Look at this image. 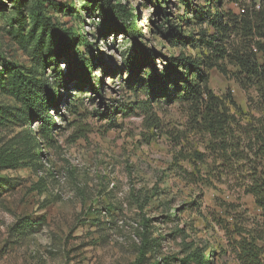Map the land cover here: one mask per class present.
<instances>
[{
  "label": "rangeland",
  "instance_id": "1",
  "mask_svg": "<svg viewBox=\"0 0 264 264\" xmlns=\"http://www.w3.org/2000/svg\"><path fill=\"white\" fill-rule=\"evenodd\" d=\"M111 2L126 8L142 36L137 42L157 55V74L170 57L200 53L169 44L168 26L183 37L213 32L208 21L193 16L194 8L205 11L213 0H161L167 21L155 0ZM221 2V11L237 15L259 0ZM16 3L18 10L14 0H0V106L19 107L7 84L11 68L40 75L53 53L65 87L51 108L55 129L49 137L35 120L0 126V156L23 152L25 137L30 154L17 167L0 169L6 181L0 191V264H198L196 258L253 264L246 253L263 246L264 214L239 185L247 168L232 155L223 159L218 142L201 131L202 107L173 100L163 87L152 98L146 87L139 89L149 69L143 66L130 80L126 65L141 59L134 39L86 0ZM38 13L88 44H74L68 54L92 65L89 74L74 71L77 60L67 65ZM218 64L225 73L211 70L208 89L221 99L230 96L246 115L241 124L257 125L264 119L259 94L240 85L234 66ZM133 82L135 91L128 87ZM169 88L173 93L174 85ZM258 261L264 264V255Z\"/></svg>",
  "mask_w": 264,
  "mask_h": 264
},
{
  "label": "trees",
  "instance_id": "2",
  "mask_svg": "<svg viewBox=\"0 0 264 264\" xmlns=\"http://www.w3.org/2000/svg\"><path fill=\"white\" fill-rule=\"evenodd\" d=\"M88 7L98 10L106 22L112 23L114 28L122 31L134 39L138 47L141 59H135L126 65L130 73V80L138 74L143 66L148 67L149 71L142 78L141 85L146 87L145 91L152 98L157 94L159 87H163L165 94L173 100L188 102L193 105H200L202 108L199 114L201 131L208 134L215 142H218L219 152L228 160V155H232L235 163L240 164L241 168L246 169L247 176L240 180L245 194L252 196L254 204L264 214V119L258 124L252 122H241L246 119L245 114L240 107L228 96L221 99L215 96L208 89L209 72L217 69L225 73L224 69L218 64L225 60L237 71L234 74L238 78L240 85L244 88L253 87L259 94L264 105V0H259L257 4H252L244 10L243 13L233 15L224 13L220 10L221 0H213V4H207V8H213L214 12L210 14L209 10L203 11L200 8H194L193 16L196 19H205L212 29L211 36L206 35V30H200L198 38L183 37L174 27H167L165 38L172 46L185 48L190 46L192 49H198L199 57H191L180 54L176 57H170L166 60L161 73L157 74L154 63L153 51H150L144 44L137 42L142 36L137 32L134 24L128 18L126 8L118 5L114 6L111 0H86ZM158 2L157 11L159 15L166 19L165 7L160 6ZM187 3L188 0H181ZM251 1V0H250ZM15 10L19 9L17 0ZM152 3V0H149ZM161 4V3H160ZM257 6V9H256ZM38 19L44 24L52 37H57L64 59L68 66L71 61L77 60L72 54H68L74 44L88 47L81 38L75 36L69 30H56L50 21L43 18L38 13ZM210 51L206 56L203 51ZM53 53L48 56L44 62L43 72L32 74L22 71L19 67L11 68V75L7 83L11 94H13L19 104L18 108H9L0 106V126L21 125L27 120H35L40 123L46 137H49L55 129L54 121L51 119V108L56 107L57 97L60 90L64 89L65 82L61 80L63 70L59 67V61ZM54 60L53 64L48 61ZM73 66L75 71L79 67L88 74L92 70V65H86L82 60H77ZM51 68L50 75L47 68ZM40 70V67H39ZM72 74L75 73L70 71ZM133 82L129 85L131 91L136 90ZM174 85V92L170 94V86ZM228 101V105L225 103ZM151 103L146 106L150 108ZM232 109L233 111L231 112ZM237 135V140L236 136ZM24 150L21 153L12 154V156H0V169L8 166L11 169L17 167L23 158L29 154V145L27 138L23 139ZM34 158V156H32ZM222 160V157H221ZM221 166H224L225 160ZM186 176V175H185ZM241 178V179H242ZM184 179H187L186 177ZM6 185V181L0 178V191ZM196 207L199 204L193 201ZM263 246H255L247 251V257L253 264H261L258 256L264 255ZM152 245L147 239L144 240L143 247L148 249ZM198 264H207V261L196 258Z\"/></svg>",
  "mask_w": 264,
  "mask_h": 264
},
{
  "label": "built area",
  "instance_id": "3",
  "mask_svg": "<svg viewBox=\"0 0 264 264\" xmlns=\"http://www.w3.org/2000/svg\"><path fill=\"white\" fill-rule=\"evenodd\" d=\"M243 11H244V10H240L239 12H240V13H243Z\"/></svg>",
  "mask_w": 264,
  "mask_h": 264
}]
</instances>
